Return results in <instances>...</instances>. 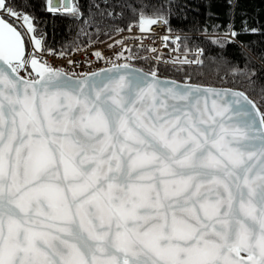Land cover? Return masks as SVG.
<instances>
[{"label": "water", "instance_id": "95a60500", "mask_svg": "<svg viewBox=\"0 0 264 264\" xmlns=\"http://www.w3.org/2000/svg\"><path fill=\"white\" fill-rule=\"evenodd\" d=\"M24 55L0 47V264H264V118L246 93L132 65L33 61L27 80Z\"/></svg>", "mask_w": 264, "mask_h": 264}, {"label": "trees", "instance_id": "16d2710c", "mask_svg": "<svg viewBox=\"0 0 264 264\" xmlns=\"http://www.w3.org/2000/svg\"><path fill=\"white\" fill-rule=\"evenodd\" d=\"M16 2L25 4L24 10L36 17V34H44L45 47L60 54L70 53L78 45L111 38L141 20V11L143 19L157 18L150 10L139 8L145 0H79L85 13L79 24L67 15L50 12L47 0ZM148 2L171 9L167 24L170 30L184 35L181 50L190 53L199 50L201 56L182 65L148 60L135 65L183 83L241 90L256 103L264 118V0ZM252 28L257 31L252 32ZM225 38L224 45L214 42Z\"/></svg>", "mask_w": 264, "mask_h": 264}, {"label": "built area", "instance_id": "2783aa9c", "mask_svg": "<svg viewBox=\"0 0 264 264\" xmlns=\"http://www.w3.org/2000/svg\"><path fill=\"white\" fill-rule=\"evenodd\" d=\"M154 20L156 22L152 25L145 23L144 30L141 29L139 20L107 40L76 46L67 54L49 51L46 47L33 49V45L26 40L25 55L13 67L22 78L35 80L37 75L31 68L33 61H39L49 69L59 70L70 76L83 77L113 66H134L142 60L182 65L191 62L192 57L199 59L201 51L190 53L181 50L183 34L170 30L168 24L159 18Z\"/></svg>", "mask_w": 264, "mask_h": 264}, {"label": "snow or ice", "instance_id": "6c2138e0", "mask_svg": "<svg viewBox=\"0 0 264 264\" xmlns=\"http://www.w3.org/2000/svg\"><path fill=\"white\" fill-rule=\"evenodd\" d=\"M25 7V4L17 3L16 0H0V47L6 45L9 50L22 48L26 51V40L33 45V49L38 50L45 47L44 34L36 35L38 32L37 25L34 23L36 17L29 11L24 10ZM139 8L145 11L150 10L152 15L161 19L164 23H168L167 18L170 16V8L153 6L148 0L139 5ZM47 9L54 14L67 15L77 24L82 22V17L85 15L84 6L80 4L79 0H73L71 4L67 0H64L63 3L60 0H47ZM142 17L143 11H141L140 21L142 30H144L143 25L145 23L152 25L156 22L154 19H143ZM229 31L232 32L233 37L236 36L231 25H229ZM251 31L255 32L257 29L252 28ZM226 39H215L214 42L224 45ZM199 49L203 50L202 48ZM48 50L53 51L51 48H48Z\"/></svg>", "mask_w": 264, "mask_h": 264}, {"label": "rangeland", "instance_id": "374dc122", "mask_svg": "<svg viewBox=\"0 0 264 264\" xmlns=\"http://www.w3.org/2000/svg\"><path fill=\"white\" fill-rule=\"evenodd\" d=\"M154 19V18H153ZM120 33V32H119ZM118 34V33H117ZM79 46V45H78ZM26 52V51H25ZM185 52V51H184ZM149 61H151V60H149ZM152 62V61H151ZM155 63H157V62H155ZM135 64H137V63H135ZM158 64H162V63H158ZM163 65H166V64H163ZM134 66H136V65H134ZM151 73H153V72H151ZM154 74H156V73H154Z\"/></svg>", "mask_w": 264, "mask_h": 264}, {"label": "bare ground", "instance_id": "6f19581e", "mask_svg": "<svg viewBox=\"0 0 264 264\" xmlns=\"http://www.w3.org/2000/svg\"><path fill=\"white\" fill-rule=\"evenodd\" d=\"M200 61V60H199Z\"/></svg>", "mask_w": 264, "mask_h": 264}]
</instances>
